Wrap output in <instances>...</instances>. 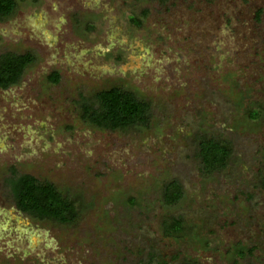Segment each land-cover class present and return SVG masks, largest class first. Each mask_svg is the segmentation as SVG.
Here are the masks:
<instances>
[{
  "label": "rangeland",
  "instance_id": "rangeland-1",
  "mask_svg": "<svg viewBox=\"0 0 264 264\" xmlns=\"http://www.w3.org/2000/svg\"><path fill=\"white\" fill-rule=\"evenodd\" d=\"M3 53L30 57L0 87V264H264V0H17ZM111 87L148 104L143 124L82 118ZM206 139L231 148L211 173ZM15 173L79 200L76 217L19 212Z\"/></svg>",
  "mask_w": 264,
  "mask_h": 264
},
{
  "label": "trees",
  "instance_id": "trees-1",
  "mask_svg": "<svg viewBox=\"0 0 264 264\" xmlns=\"http://www.w3.org/2000/svg\"><path fill=\"white\" fill-rule=\"evenodd\" d=\"M14 0H0V17L13 11ZM29 55H0V87L5 89L18 82ZM58 74L51 76V81L58 80ZM82 118L100 128H122L140 125L148 117V104L140 101L132 91L111 87L99 91L91 102L84 101L81 106ZM205 172L211 173L231 156L228 142L206 139L197 153ZM13 182L14 203L21 211L37 218L55 219L68 223L72 221L79 209L80 201L61 195L49 183H43L30 174L17 175ZM261 186L264 187V171L261 172ZM181 184L177 179L166 182L162 188L161 200L170 205L181 198ZM168 232L178 234L182 231L181 218L172 217ZM253 247L237 249V256L251 254ZM180 264H198L195 260H184Z\"/></svg>",
  "mask_w": 264,
  "mask_h": 264
},
{
  "label": "flooded vegetation",
  "instance_id": "flooded-vegetation-1",
  "mask_svg": "<svg viewBox=\"0 0 264 264\" xmlns=\"http://www.w3.org/2000/svg\"><path fill=\"white\" fill-rule=\"evenodd\" d=\"M15 1V4H14V8H13V11L15 10V8H16V6H17V0H14ZM13 11L10 13V14H8V15H11L12 13H13ZM8 15H6V16H8ZM5 17V16H4ZM3 54H15V53H3ZM0 55H2V54H0ZM16 55H28V54H16ZM14 195V194H13ZM13 199H14V197H13ZM14 205H15V203H14ZM15 207L17 208V210L19 211V212H22V213H24V214H26V215H29V216H31L30 214H28V213H25V212H23V211H21L20 209H18V207L15 205ZM44 264V263H43Z\"/></svg>",
  "mask_w": 264,
  "mask_h": 264
}]
</instances>
